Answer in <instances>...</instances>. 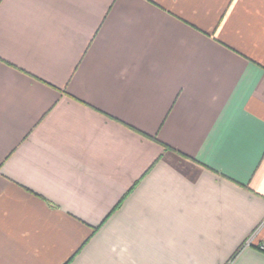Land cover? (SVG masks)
<instances>
[{"label": "crops", "instance_id": "0c3cea01", "mask_svg": "<svg viewBox=\"0 0 264 264\" xmlns=\"http://www.w3.org/2000/svg\"><path fill=\"white\" fill-rule=\"evenodd\" d=\"M261 243L264 0H0V264Z\"/></svg>", "mask_w": 264, "mask_h": 264}, {"label": "built area", "instance_id": "2783aa9c", "mask_svg": "<svg viewBox=\"0 0 264 264\" xmlns=\"http://www.w3.org/2000/svg\"><path fill=\"white\" fill-rule=\"evenodd\" d=\"M250 241H248L249 243ZM259 249L264 252V243L259 244Z\"/></svg>", "mask_w": 264, "mask_h": 264}, {"label": "trees", "instance_id": "16d2710c", "mask_svg": "<svg viewBox=\"0 0 264 264\" xmlns=\"http://www.w3.org/2000/svg\"><path fill=\"white\" fill-rule=\"evenodd\" d=\"M146 137H148V136H146ZM148 138H150V137H148Z\"/></svg>", "mask_w": 264, "mask_h": 264}]
</instances>
